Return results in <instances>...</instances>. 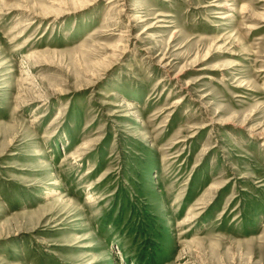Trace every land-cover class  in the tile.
I'll return each mask as SVG.
<instances>
[{
	"label": "rangeland",
	"instance_id": "374dc122",
	"mask_svg": "<svg viewBox=\"0 0 264 264\" xmlns=\"http://www.w3.org/2000/svg\"><path fill=\"white\" fill-rule=\"evenodd\" d=\"M213 5L0 0V264H264V0Z\"/></svg>",
	"mask_w": 264,
	"mask_h": 264
},
{
	"label": "bare ground",
	"instance_id": "6f19581e",
	"mask_svg": "<svg viewBox=\"0 0 264 264\" xmlns=\"http://www.w3.org/2000/svg\"><path fill=\"white\" fill-rule=\"evenodd\" d=\"M227 0H214V2L215 3H219V4H221V5H213V6H215V7H220V6H224V5H222L224 2H226ZM228 17V15H226V16H223V17H221L220 19H225V18H227ZM230 17V16H229Z\"/></svg>",
	"mask_w": 264,
	"mask_h": 264
}]
</instances>
